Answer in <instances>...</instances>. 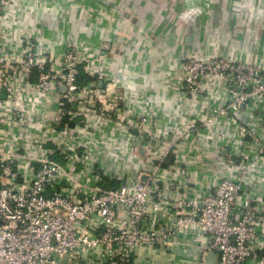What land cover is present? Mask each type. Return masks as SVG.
<instances>
[{"label": "built area", "instance_id": "2783aa9c", "mask_svg": "<svg viewBox=\"0 0 264 264\" xmlns=\"http://www.w3.org/2000/svg\"><path fill=\"white\" fill-rule=\"evenodd\" d=\"M117 5L0 0V264H264V54L113 73Z\"/></svg>", "mask_w": 264, "mask_h": 264}, {"label": "crops", "instance_id": "0c3cea01", "mask_svg": "<svg viewBox=\"0 0 264 264\" xmlns=\"http://www.w3.org/2000/svg\"><path fill=\"white\" fill-rule=\"evenodd\" d=\"M242 1L114 0L115 4H118L116 8L104 6V11L111 17L110 20L104 21L99 18L91 21L97 23L102 29L103 38L107 37L103 39V51L107 53V61L113 73H117V64L121 63L130 72L134 73L137 69H141L151 77L154 72L153 65L144 55L142 44L136 42L140 30H143L145 36L160 38L162 50L169 49L178 58H181L183 53L211 54L215 49L219 53L222 51L240 60H247L253 54H264V22L257 23L243 12L241 10ZM84 2L86 10L91 8L94 11V8L101 6L105 0H84ZM245 2L248 5L262 6L264 4V0H245ZM188 8L201 11L197 19L199 30L193 41L189 43L186 39L193 34V28L183 18ZM72 16L79 36L87 38L92 25L83 20L81 14L73 13ZM110 28L115 30V33L106 36L105 31ZM98 36L97 33L93 35L95 42H98ZM243 37L252 39V42L248 44L251 49L242 47ZM111 54H114L117 59L112 60ZM38 78L37 72H33L31 80L37 82ZM148 262L145 252L143 260L141 258L138 264ZM165 263L168 264L166 258L159 259L157 264Z\"/></svg>", "mask_w": 264, "mask_h": 264}, {"label": "water", "instance_id": "95a60500", "mask_svg": "<svg viewBox=\"0 0 264 264\" xmlns=\"http://www.w3.org/2000/svg\"><path fill=\"white\" fill-rule=\"evenodd\" d=\"M241 10L247 13L250 18H252L257 23L264 22V4L261 5H248L245 0L241 3ZM201 11L198 9L188 8L186 12H184V19L188 24H190L193 28V34L189 36L186 40L187 43L192 42L195 38L196 33L198 32V16L200 15ZM205 264H217V256L213 253L209 254L206 257Z\"/></svg>", "mask_w": 264, "mask_h": 264}, {"label": "rangeland", "instance_id": "374dc122", "mask_svg": "<svg viewBox=\"0 0 264 264\" xmlns=\"http://www.w3.org/2000/svg\"><path fill=\"white\" fill-rule=\"evenodd\" d=\"M256 1V0H255ZM235 6H236V4H235ZM252 39H249V38H247V37H243V41H241V45H242V47H245L246 49H251L249 46H248V44L250 43V42H252L251 41ZM236 45H239V44H236ZM237 47H239V46H237ZM240 48V47H239Z\"/></svg>", "mask_w": 264, "mask_h": 264}, {"label": "trees", "instance_id": "16d2710c", "mask_svg": "<svg viewBox=\"0 0 264 264\" xmlns=\"http://www.w3.org/2000/svg\"><path fill=\"white\" fill-rule=\"evenodd\" d=\"M81 79H82L81 81H83V82L88 80L87 77H85V76H81Z\"/></svg>", "mask_w": 264, "mask_h": 264}]
</instances>
